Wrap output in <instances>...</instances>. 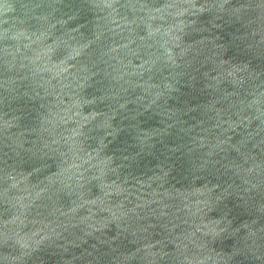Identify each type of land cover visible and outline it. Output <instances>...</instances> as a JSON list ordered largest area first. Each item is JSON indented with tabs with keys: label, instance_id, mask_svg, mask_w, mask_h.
I'll return each mask as SVG.
<instances>
[{
	"label": "water",
	"instance_id": "95a60500",
	"mask_svg": "<svg viewBox=\"0 0 264 264\" xmlns=\"http://www.w3.org/2000/svg\"><path fill=\"white\" fill-rule=\"evenodd\" d=\"M0 264H264V0H0Z\"/></svg>",
	"mask_w": 264,
	"mask_h": 264
}]
</instances>
